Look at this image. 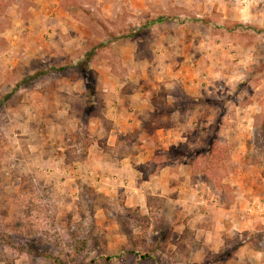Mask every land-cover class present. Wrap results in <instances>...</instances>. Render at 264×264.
<instances>
[{
  "label": "rangeland",
  "instance_id": "rangeland-1",
  "mask_svg": "<svg viewBox=\"0 0 264 264\" xmlns=\"http://www.w3.org/2000/svg\"><path fill=\"white\" fill-rule=\"evenodd\" d=\"M110 1L61 0L84 28L80 40L65 49L57 39L56 52L35 54L23 30L32 2L0 0V264H112L114 252L126 264V249L141 257L154 253L158 240L194 238L188 227L175 231L183 218L186 224L199 215L207 225L223 220L224 210L249 214L252 195L255 206L264 205V0ZM149 17L165 22L140 29ZM107 35L119 40L111 51H93L84 71L82 58ZM119 41L135 44L133 60L116 53ZM147 59L154 68L142 80L135 67ZM106 67L123 83L115 87L122 95L151 97L140 130L110 132ZM185 69L198 83L191 90L177 81L190 76ZM172 92L198 102L181 107ZM126 117L121 121L132 126ZM137 154L143 181L165 168L177 189L184 173L207 205L180 213L177 195L169 203L148 192L147 208L139 210L105 196L93 161ZM123 179L116 188L123 190ZM256 216L259 230L231 233L223 252L232 254L250 235L264 252V212ZM119 238L126 249L117 247ZM224 257L207 260L223 264Z\"/></svg>",
  "mask_w": 264,
  "mask_h": 264
},
{
  "label": "crops",
  "instance_id": "crops-1",
  "mask_svg": "<svg viewBox=\"0 0 264 264\" xmlns=\"http://www.w3.org/2000/svg\"><path fill=\"white\" fill-rule=\"evenodd\" d=\"M30 1L33 5L29 17V27H25L23 30L34 39V44L31 46H33L32 49L35 54H42V52L48 53V51H50L49 53L56 52V50L61 47L58 40H60V43H65V49L72 47V45H75L77 41L80 40V35L77 32L84 28L61 6V0ZM101 2L104 6L109 7L112 4L110 0H101ZM135 3L143 7L145 5V0H135ZM27 28L28 31H26ZM115 50L121 57H126L131 60L135 58L136 46L134 43L119 41V43L115 45ZM154 63L155 60L148 61L147 59L145 62L141 61L135 67V70H137L140 66L139 69L143 71L142 76L138 77L142 78V80L148 79L147 73L144 71L149 67H152L153 69ZM106 68L109 77H105L104 79V87L106 89L105 101L107 104L105 117L109 118L113 123L110 132L121 134L131 131L134 128H142L144 122L152 113V108L149 104L151 97H148L147 94L140 95L137 91L127 96L122 95L119 92L120 88L116 90L117 88L115 87H120L123 83L117 82V78L111 76L110 68ZM187 73H189L190 76L185 77L183 75L182 78H177V81L185 90H191L195 88L198 83L197 81H192L193 76L186 70V73L184 74ZM131 80H134L132 84H137L135 78H132ZM123 100L124 103H122ZM125 103H129L127 109L123 108V106H126ZM123 116H127L126 118L132 120V126L129 125L128 120L121 121L120 118H123ZM141 157V155L137 154L132 160H130V157H126L121 158L120 160L117 159L116 161L113 159L97 162L93 161L94 169H98L102 174V179L97 182L100 191L105 196H118L122 199L125 206L139 208V210L147 208L145 195L148 194V192L151 195L167 199L169 203L172 202V197L174 198V196L177 195V212L180 213H184L192 205L195 208L197 205H207V200L202 199V196H199V192L196 191V184H191L189 176H185L184 173L182 176H177V189L172 187L171 177L173 178V176H169L165 168L159 171L155 176L149 177L147 181H143L141 176L137 174V167L141 163ZM144 160L147 161L148 158ZM120 174L124 177L122 183H124L125 186L123 190L116 188L119 187L118 185L121 183L118 180ZM243 193H247L248 195L252 192L251 190H245ZM252 196L253 197L251 198L254 201V204L252 202V205L249 206L248 204L250 203L247 202L248 204L245 205V207L248 205L247 211H249V214L243 212L244 209L241 212L228 209L224 210L225 216L223 217V220L216 224L207 223V225H204L203 222H200L199 215H196L197 217L195 216V220L190 218V222H187L186 224L184 223V218L180 223L177 222V226L174 227L176 232L177 227L180 230L178 232L179 234L182 232L181 230L188 227L191 231L192 237L195 235L194 238L180 240L181 242L174 244L170 243L172 240L171 238H168L169 240L167 238H164L161 241L158 240L155 245H158L159 247L157 246V249L155 248L156 246L154 247L156 249L154 253H148L147 255L144 254L141 257L132 250V252H128L129 250L125 247H127L129 243L127 241L124 242L121 238H119L117 247L121 250L123 248L126 249V256L128 258L126 264H214L207 260L208 254L216 256V258L225 256L222 259L224 261L223 264H264V252L254 250L246 242L239 245L230 255L225 253V251L223 252L226 239L230 237L231 233H253L256 231V228L259 230L257 226L263 219L260 216H256V213H263L264 205L259 202L255 206V203L257 202L256 197L255 195ZM246 198L249 199L250 196ZM145 211L147 212V210ZM252 215L253 219H251ZM203 226H206V228ZM208 228H211V230ZM193 231H195V233H192ZM174 236L175 240L180 239L177 238V234H174ZM178 246L179 249L176 248ZM113 254L114 259L112 260V264H121L119 253L114 252Z\"/></svg>",
  "mask_w": 264,
  "mask_h": 264
},
{
  "label": "trees",
  "instance_id": "trees-1",
  "mask_svg": "<svg viewBox=\"0 0 264 264\" xmlns=\"http://www.w3.org/2000/svg\"><path fill=\"white\" fill-rule=\"evenodd\" d=\"M165 22V19L164 18H152V17H149V18H146L143 23L140 24V29L142 30H149L150 28H152L153 26H156V25H160L162 23ZM108 36V39L107 40H101V42H96L94 44H92L90 50L88 51V55L84 56L82 58V65H80L82 67V69L84 71H87L89 69V66L88 64H86V62L91 59L92 55H93V51H96L97 53L103 51V49H108L109 51L112 50V48L110 47L113 43H115L117 40H119V36L117 35H107ZM125 38L127 39H133L134 38V35L133 34H128L126 36H124ZM172 97H176L177 99L178 98H181V101H180V106L184 107V105H190V106H193L195 103L198 102V100H194L193 98L191 97H188L187 95L185 94H180L178 92H172L171 94ZM153 107H154V103H153ZM155 108V107H154ZM155 111H156V108H155ZM155 129L157 128H152V129H149L147 132L152 134ZM242 235H246V232L243 233ZM253 236L250 235L248 240L245 241L247 244H249V246H251V248L255 249V250H258V247H257V244H256V240H254L252 238ZM11 245H13L12 241L10 243ZM19 250L22 251L23 247L22 246H17ZM31 250H27V252L29 253Z\"/></svg>",
  "mask_w": 264,
  "mask_h": 264
}]
</instances>
